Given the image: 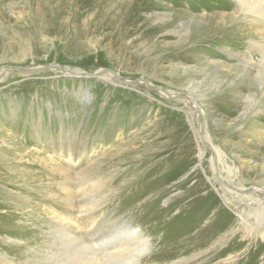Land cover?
<instances>
[{"label": "rangeland", "instance_id": "rangeland-1", "mask_svg": "<svg viewBox=\"0 0 264 264\" xmlns=\"http://www.w3.org/2000/svg\"><path fill=\"white\" fill-rule=\"evenodd\" d=\"M247 2L0 0V68L28 71L0 72V264H96L137 245L130 225L152 259L200 209L215 222L211 199L228 214L208 264H264L262 205L237 225L219 185L264 188V21Z\"/></svg>", "mask_w": 264, "mask_h": 264}, {"label": "bare ground", "instance_id": "bare-ground-1", "mask_svg": "<svg viewBox=\"0 0 264 264\" xmlns=\"http://www.w3.org/2000/svg\"><path fill=\"white\" fill-rule=\"evenodd\" d=\"M241 1L243 3L244 1L247 0H241ZM246 6L249 7L250 13L253 14L252 16H255L256 22L264 21V7L262 2L260 1L258 2L256 0H248ZM234 55H236V53H234ZM160 91L167 93L170 96V93L168 91L164 89ZM187 95L189 96V93H187L186 96ZM203 141L205 142V140ZM209 144H210V153L213 156L211 160V167L214 168V163L217 157L220 156V152L218 148H216V146H214L211 143ZM219 181H220L219 182L220 187L223 188V190L221 189L223 196L228 198L225 207L233 213L234 222L236 220L235 224L243 225V222L245 220L244 212H246L245 211L246 209H243V206L256 207L258 205H262L261 209L262 211H264L263 210L264 196H262L264 195V190H263L264 188L262 190H259L256 189L257 187L253 188V186L249 188L242 186L238 187L232 185L231 183H228V181H224L221 179ZM59 185L62 186L61 189H63V185H64V189H66V192H69L72 188H74L72 184L65 185L60 183ZM229 199L235 202H229ZM244 203L246 204L243 205ZM231 206L233 208H231ZM209 207L212 208L213 210H217V218L214 219L215 220L214 223L208 224L207 222V224L205 223V225H202L201 221H204L206 212L204 208L200 209L199 213L189 216V219L186 221V225L181 223L182 227L180 228V230H177V236L176 235L172 236L171 242H167L166 244L165 243L166 240L165 242L162 241L163 243L160 244V247H162L165 244L164 248H162L159 252L154 253L152 259H149L150 256L149 254H148L149 256L145 254L147 250L149 251L148 244H150L151 237L145 234V232H143L141 229H139V226L133 227L130 225V227L126 229V233L128 234L129 237H136V240H139L136 246L132 245L131 243H125V242L121 243L117 246H114L113 249H111L109 252L108 251L105 252L104 258L102 259H99L100 257L99 258L95 257V254L91 252V245H88L86 243L87 245L86 247L92 253L93 259L96 264L98 263L101 264L105 262L106 259L109 258L114 259L116 261H124L127 262L128 264H140L141 261H144L145 262L144 264H208V258L212 257L213 255V253L211 252H213L214 249L215 250L220 249L221 243L225 238L223 233H221L223 232L222 228L226 224L225 216L222 214V212L228 214L225 208H223L222 205L217 203V199H213V201L212 199L211 201L209 200ZM108 218L109 215H105L103 218V222ZM252 227L253 226H246L245 228L247 229L246 232L252 231L253 230ZM256 227H260V226H256ZM69 230L71 231L69 232L71 237L74 239L78 238L81 242H85V241L89 242L90 237H92L93 235V231L86 232L83 231V229L82 230L76 229L74 226L70 227ZM261 235H263L264 238L263 231L261 232ZM27 248H28L26 252L27 254L33 253V251L29 248V246ZM218 255L219 257L220 256L221 257L218 258V256H214L213 257L214 262H211L210 264H234L235 261L239 258L238 253H230V252H226V250L219 252ZM223 256L225 258H222ZM33 258L35 259V256L27 255L23 260L20 261L19 264H30V262H33V260H31ZM2 259L6 260L7 263L8 262L11 263L10 258L6 254L2 255ZM15 264H18V262ZM80 264H87V262H82Z\"/></svg>", "mask_w": 264, "mask_h": 264}, {"label": "water", "instance_id": "water-1", "mask_svg": "<svg viewBox=\"0 0 264 264\" xmlns=\"http://www.w3.org/2000/svg\"><path fill=\"white\" fill-rule=\"evenodd\" d=\"M47 68H57V69H65V68H68V67H65L63 65H58V64H53V65H44V66H39L37 68H34V71H39V70H44V69H47ZM6 70H12V71H19V72H28L22 68H18V67H1L0 68V72H3V71H6ZM33 72V71H32ZM102 73H107V74H111L115 79H117L118 81H121L122 83H136V82H141L143 83L144 85L148 86V87H151L153 88L154 90H162L163 88H160V87H156V86H153L151 85L150 83H148L147 81L143 80V79H125L123 77H121L118 73H116L115 71H113L112 69H102L101 70ZM81 73H84V72H81ZM1 74V73H0ZM92 74L96 75L97 73L96 72H92Z\"/></svg>", "mask_w": 264, "mask_h": 264}]
</instances>
